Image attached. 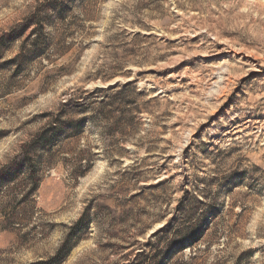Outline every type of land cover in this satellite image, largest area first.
<instances>
[{"label":"rangeland","instance_id":"374dc122","mask_svg":"<svg viewBox=\"0 0 264 264\" xmlns=\"http://www.w3.org/2000/svg\"><path fill=\"white\" fill-rule=\"evenodd\" d=\"M0 264H264V0H0Z\"/></svg>","mask_w":264,"mask_h":264},{"label":"trees","instance_id":"16d2710c","mask_svg":"<svg viewBox=\"0 0 264 264\" xmlns=\"http://www.w3.org/2000/svg\"><path fill=\"white\" fill-rule=\"evenodd\" d=\"M59 252V251H58ZM60 254V253H59Z\"/></svg>","mask_w":264,"mask_h":264}]
</instances>
